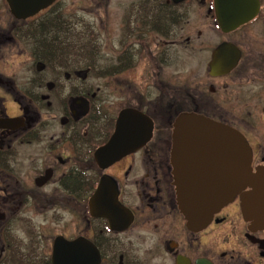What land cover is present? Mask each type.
Segmentation results:
<instances>
[{
  "label": "flooded vegetation",
  "instance_id": "af4514ba",
  "mask_svg": "<svg viewBox=\"0 0 264 264\" xmlns=\"http://www.w3.org/2000/svg\"><path fill=\"white\" fill-rule=\"evenodd\" d=\"M127 1L112 47L71 41L69 20L48 15L58 1L25 19L11 14L0 44L19 34L40 43L21 89L0 77V124L11 122L0 126V263L264 264V229L244 220L239 195L188 227L170 160L173 124L193 113L243 134L249 167H264V0ZM53 17L62 23L54 59L41 44ZM101 46L111 59L99 67ZM191 54L198 61L173 79L172 64ZM125 110L140 113L137 136L151 127L149 139L97 161ZM212 154L217 179L230 165Z\"/></svg>",
  "mask_w": 264,
  "mask_h": 264
},
{
  "label": "water",
  "instance_id": "95a60500",
  "mask_svg": "<svg viewBox=\"0 0 264 264\" xmlns=\"http://www.w3.org/2000/svg\"><path fill=\"white\" fill-rule=\"evenodd\" d=\"M54 1L6 0L16 19L32 17ZM140 120L142 116L137 111H122L109 142L96 151L97 161L115 160L119 152L135 147L142 139H149L151 127L147 129L146 138L137 136ZM9 121L4 119L0 126H9ZM173 126L170 160L174 166L179 208L188 227L197 229L205 226L211 215L239 195L244 220L252 229H264V167L256 171L249 167L250 147L243 134L193 113L181 114ZM207 151L217 158L222 155L225 163L228 160L229 172L217 179L209 177Z\"/></svg>",
  "mask_w": 264,
  "mask_h": 264
},
{
  "label": "rangeland",
  "instance_id": "374dc122",
  "mask_svg": "<svg viewBox=\"0 0 264 264\" xmlns=\"http://www.w3.org/2000/svg\"><path fill=\"white\" fill-rule=\"evenodd\" d=\"M128 3L127 0H58L48 15H54V13L58 12L60 16L63 15L65 20H69L71 33L67 37H70L71 41L78 43L81 40L84 41L94 38L100 42L105 38H109L111 42L110 47H112V45L114 46L116 43V40L113 38L118 37L120 33L116 29L117 14L119 13L116 12V10L117 8L121 10V8ZM103 8L105 10H103ZM102 17L105 18L101 24ZM12 23L13 18L8 11L5 0H0V37H4L3 39L10 37ZM89 31L94 33L93 37L90 35ZM62 35L65 36V34ZM19 38L22 39L21 34L17 37L14 35V38L5 40V42L0 44V77L5 76L12 79L14 78V89L18 90L21 89L19 85H23L25 78L28 76L30 60L31 57L34 56L31 46L35 43L33 38L30 39L27 36H24L22 41ZM96 51L97 55L95 58L99 63V67L105 63V60L111 59L110 52L105 50L102 46ZM140 56L138 61L140 60ZM197 61V55L191 54L189 57L186 56V59L179 64L177 62L173 63L170 68L173 79H179L180 75L186 70L189 71L188 69L190 66L193 64L195 65ZM147 66L148 62L145 58H142L140 63L135 67V70H139V72L142 73V71H146ZM143 77L144 75H142V78ZM14 93H16L15 90ZM5 100L7 111L14 112L13 110L15 107L12 100L10 98H6ZM30 215L34 221L39 222L41 220L39 217H37L38 219L33 217L35 216L33 213ZM22 235H24V233H22ZM4 263L5 262H2L0 264Z\"/></svg>",
  "mask_w": 264,
  "mask_h": 264
},
{
  "label": "trees",
  "instance_id": "16d2710c",
  "mask_svg": "<svg viewBox=\"0 0 264 264\" xmlns=\"http://www.w3.org/2000/svg\"><path fill=\"white\" fill-rule=\"evenodd\" d=\"M61 24L62 23L60 22V20H58L56 17H53L45 21V23L43 24L42 30H41L43 37H44L43 42L41 43L42 45H44L43 49H45V47L48 46L49 49L47 52L52 54L51 58L53 59L56 57L57 48L55 49L54 46H52V44H55L57 41L61 40L60 33H59L60 31L57 28ZM39 35H36V37H39ZM34 41L36 43H40V40L38 42L37 39H34Z\"/></svg>",
  "mask_w": 264,
  "mask_h": 264
}]
</instances>
